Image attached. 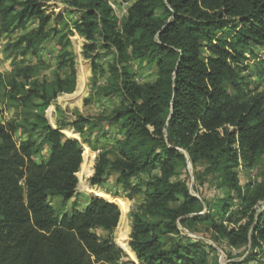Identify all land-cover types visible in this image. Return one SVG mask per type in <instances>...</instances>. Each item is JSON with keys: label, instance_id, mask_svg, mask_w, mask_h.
<instances>
[{"label": "trees", "instance_id": "16d2710c", "mask_svg": "<svg viewBox=\"0 0 264 264\" xmlns=\"http://www.w3.org/2000/svg\"><path fill=\"white\" fill-rule=\"evenodd\" d=\"M50 1L57 0H0V34L25 31L8 45L13 54L35 53L56 37L61 51L51 80L31 63L17 65L7 77L0 71L3 98L22 111L0 121V264H119L126 253L142 264H219L210 258L211 245L181 235L180 224L203 222L233 248L250 245L246 260L264 256V171L245 187L237 171L264 165V90L252 87L247 73V61L264 49V0H127L131 5L120 22L106 0H64L73 8L68 13L78 15L75 30L65 23V32L52 25ZM33 23L37 27L29 30ZM74 31L88 41L87 58L113 49L107 69L94 61V86L103 76L96 94L120 103L109 115H79L53 127L43 110L77 85L69 38ZM134 62L156 69L155 80L138 82ZM85 73L78 97L86 92ZM256 76H264V67ZM98 121L116 126L117 137L97 156L92 185L116 175L130 194L146 195L132 213L130 244L128 233L120 234L124 250L111 234L122 227L128 201L118 198L116 204L88 187L99 196L82 208L60 214L52 203L76 196L83 161L89 175L93 170L92 153L62 129L71 126L83 136ZM188 160L194 167L204 162L203 174L217 176L230 191L215 213L210 208L200 214L203 201L180 177ZM232 192L241 200L235 218L227 216Z\"/></svg>", "mask_w": 264, "mask_h": 264}, {"label": "rangeland", "instance_id": "374dc122", "mask_svg": "<svg viewBox=\"0 0 264 264\" xmlns=\"http://www.w3.org/2000/svg\"><path fill=\"white\" fill-rule=\"evenodd\" d=\"M131 5V3H130ZM46 8L50 14H52V25H56L57 28H62V32L67 31L68 27L64 26L65 23H69L70 29H73V23L78 19V15L75 13H68L69 10L73 8L70 7L64 0L50 1L46 4ZM62 14L63 18L59 19L58 15ZM37 26L35 23L29 26V30L35 29ZM24 30H18L14 34H0V71L4 76H9L17 65H27L29 63L36 64L39 76L41 78H47L51 80L56 72L58 58L60 56V48L58 46V37L52 40L50 43L45 44L42 50H38L35 53L30 51L27 55L20 56L13 54L8 45L16 39V37L22 33ZM69 38L72 43V50L76 56V66H77V85L73 93H63L60 94L57 99L46 109L43 110L44 115L50 125L53 127H58L62 122H72L75 121L79 115L97 117L99 115H109L111 111L117 107L120 103V98L118 97H100L96 94V90L99 86H103L105 83V78L101 75L97 76V87L94 86L93 63L96 60L97 63L102 64L105 69L114 59L113 49H103L101 48L97 53H94L93 58H87L85 56L84 47L88 43L87 39L77 33L76 31L69 33ZM101 42L99 43V45ZM258 57L250 58L247 62L250 64L251 69L247 73L251 76L248 79L252 82V87H258L260 90H264V76L258 78L256 73L259 68L264 67V49L257 48ZM99 55V56H98ZM97 58V59H95ZM134 70L136 72L135 79L142 83L147 81H153L156 78V69L148 67H140L138 62H134ZM86 72L84 74L85 84V94L78 97L74 95L79 88V75L80 72ZM88 72V74H87ZM86 99L89 102L86 103ZM22 111L16 106H12L10 102L5 100L2 96L0 89V121L6 122L8 120L14 119L16 115ZM32 117L28 114L23 117L21 122H24V118ZM63 133L67 137L78 139L83 147L84 152L89 151L93 155V165L92 173L88 174L87 166L83 167L84 161L81 165L80 171L78 172V193L71 200L67 202H61L59 200H53L52 203L56 207L57 211L62 214L66 211H71L76 205L82 208L92 196H99L93 192H90L86 188H98L100 191L109 195L110 197H103L111 202L118 204V198L128 201L125 203L126 215L123 220V225L120 228V223L118 227L111 234L115 242L120 246V234L123 232L128 233V241L130 244V234L132 231V213L136 211L141 204L145 202V192L144 190L138 194H130V191L117 185L116 175H112L108 178V181L103 185H92L91 177L94 174V166L96 158L102 150L109 148L111 144L114 143L117 137V127L108 122L98 121L97 126L92 130L88 129L85 135H80L71 126H64L62 129ZM77 134V137L74 136ZM18 139L22 135L17 133ZM49 153L48 147H46L43 152L44 156ZM41 157H38L40 160ZM206 164L204 162L198 163L196 167L192 165L190 160L186 167L180 169V177L188 181L191 193L200 198L203 201L204 208L200 214H205L210 208H212L213 213H215L219 205V200L224 198L230 191L226 187L219 186L221 180L217 176L209 175L205 176L203 174ZM240 183L243 187L251 181L257 180V178L264 171V165L260 164L254 169L240 165L237 168ZM234 197L233 205L229 207L227 211V216L236 217L234 211L239 207L240 198L235 192L231 193ZM177 205V204H176ZM264 202L260 205V210L263 208ZM120 207V206H119ZM121 209V208H120ZM122 209H121V219L122 221ZM238 217V216H237ZM218 221H224L226 218L221 216L215 217ZM226 224H228L226 222ZM181 235L189 237L194 241H200L206 245H211L214 249L210 251V258L212 261H218L219 264H264V256L258 255L257 259L251 258L246 260L247 256L250 254L251 246H243L241 248H233L229 245L227 240L218 236L215 231L210 227V224L203 222L195 227L188 228L180 224ZM98 233L107 237L108 232L103 230H98ZM126 234V233H125ZM124 234V238H125ZM126 253V252H125ZM119 264H142L136 257L133 258L126 253V257Z\"/></svg>", "mask_w": 264, "mask_h": 264}, {"label": "built area", "instance_id": "2783aa9c", "mask_svg": "<svg viewBox=\"0 0 264 264\" xmlns=\"http://www.w3.org/2000/svg\"><path fill=\"white\" fill-rule=\"evenodd\" d=\"M120 22L127 14L130 2L127 0H106Z\"/></svg>", "mask_w": 264, "mask_h": 264}, {"label": "water", "instance_id": "95a60500", "mask_svg": "<svg viewBox=\"0 0 264 264\" xmlns=\"http://www.w3.org/2000/svg\"><path fill=\"white\" fill-rule=\"evenodd\" d=\"M130 242H131V240H130ZM121 247V246H120ZM122 248V247H121ZM123 249V248H122ZM124 250V249H123Z\"/></svg>", "mask_w": 264, "mask_h": 264}]
</instances>
